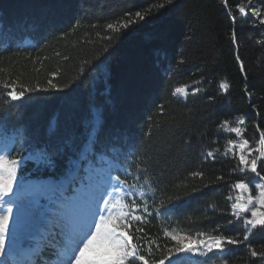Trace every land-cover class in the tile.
Returning <instances> with one entry per match:
<instances>
[{
  "label": "trees",
  "instance_id": "16d2710c",
  "mask_svg": "<svg viewBox=\"0 0 264 264\" xmlns=\"http://www.w3.org/2000/svg\"><path fill=\"white\" fill-rule=\"evenodd\" d=\"M164 2L0 0V81L25 92L13 101L0 90V138L14 141L18 181L67 178L89 143L87 153L114 161L116 176L143 193L136 197L143 219L128 231L145 246L141 254L152 248L149 264L176 244L165 229L196 237L219 226L243 239L227 197L237 180L255 174H242L238 157L222 154L230 136L220 125L243 117L256 147L264 133V24L253 14L264 15V0H228L227 8L222 0H173L135 18ZM125 13L134 21L127 28L106 27ZM189 84L200 91L173 95ZM258 171L264 175V162ZM226 247L202 261L264 264L260 230Z\"/></svg>",
  "mask_w": 264,
  "mask_h": 264
},
{
  "label": "snow or ice",
  "instance_id": "6c2138e0",
  "mask_svg": "<svg viewBox=\"0 0 264 264\" xmlns=\"http://www.w3.org/2000/svg\"><path fill=\"white\" fill-rule=\"evenodd\" d=\"M225 8L228 7V0H222ZM173 0H165L164 3L152 5L146 13L137 11L135 18L143 20L146 14H150L152 8H164L165 5H171ZM238 11L242 15H247L244 6H238ZM253 14L262 16L260 23L264 24V15L253 10ZM131 13H125L128 19H120L114 23H108L106 27L113 32H119L121 28H127L133 23ZM233 21L235 17H232ZM233 42H235V31L232 33ZM239 59V57H237ZM183 63V61H181ZM243 70V66L241 65ZM51 83V82H49ZM194 83H199L196 81ZM12 84L7 81H0V90L11 100L16 101L24 97L23 90L17 91ZM55 87V85H52ZM229 85L224 82L220 88L227 90ZM189 85H183L175 88L173 95L186 96ZM193 94L200 89L193 88ZM162 108V106H161ZM238 126L231 127L230 121L225 120L220 127L229 133L242 137L241 127L245 124L243 119L238 120ZM0 131V135H2ZM14 141H6L0 144V264H8L3 259L5 255L12 257L15 264H37L35 257H39L43 248L40 245L31 246V229L39 221L46 223L47 235L44 237V247L51 249V255L55 257L53 261H45L44 264H149L148 257L154 255L150 246L146 254H141L145 246L140 243H133V236L129 234L128 229L132 228V221H142L143 217L138 215V210L142 207L137 203V195L131 189L135 185L128 184L127 180H121L119 176L107 178L108 186L100 190L99 186H86L80 191H73L68 194V189L63 186L53 187L51 196L48 197V203L39 213V217L34 219L31 224L21 225L18 222V228L22 227L21 236L18 238L16 233L10 228V222L13 219V201L6 199L10 197L17 181L18 169L21 160L12 156L11 144ZM248 139H241L240 142L229 139L225 148V155L229 152L234 157L238 156V170L241 173L250 172L259 178V183L253 181L237 180L231 187L237 194L235 198L228 196V200H233L231 204L232 216L235 221H241L245 235L243 239L224 235L218 231L219 226L213 229L217 234L199 232L197 239L189 235H181L168 232L165 229L164 234L170 235L171 239L176 241L174 248H167V252L159 259H153L151 264H179V261L172 259L173 252L177 255L188 254L207 256L214 251L221 254L225 253L227 245H238L249 240V236L254 230H260L264 233V175L258 171V162H264V150L260 147L255 149L248 147ZM258 145H264V133H261ZM247 150V151H245ZM215 151H219L216 149ZM253 152L259 153L252 158ZM208 157H213L214 152L209 151ZM234 169L233 171H236ZM193 176H203V173L195 172ZM138 179V177H137ZM217 180L223 179L217 177ZM114 181V183H112ZM256 189V194H252V186ZM7 205V206H5ZM146 210V209H145ZM245 213H250L245 216ZM234 220H229L233 224ZM137 232H143L142 228H137ZM11 235L12 250H8V240ZM152 242L150 241L149 244ZM159 246H157L158 248ZM203 249V250H201ZM13 252L16 253L13 256ZM251 255L256 257L258 253L251 251ZM264 257V253H260ZM18 257V259H17ZM221 264H228L227 260L221 261Z\"/></svg>",
  "mask_w": 264,
  "mask_h": 264
},
{
  "label": "rangeland",
  "instance_id": "374dc122",
  "mask_svg": "<svg viewBox=\"0 0 264 264\" xmlns=\"http://www.w3.org/2000/svg\"><path fill=\"white\" fill-rule=\"evenodd\" d=\"M243 6L246 8L245 5H243ZM193 88H197V87L193 84H189V88L187 89L188 94L186 96H177V97L180 99H185L188 95L193 93V91H192ZM240 119H243L245 121V119L243 117H237L234 120L230 121V126L231 127L238 126L236 122ZM97 120H98V117L96 114V121ZM244 125L245 124L239 125L241 127L242 137H237L236 134L226 132L222 128H221V132L223 134L229 135L230 136L229 139L236 140L237 142H240L241 139H248L250 142L248 147L255 149L256 145H255L254 141L251 138L246 137L244 134ZM6 141H8V140H4V139L0 138V144L4 143ZM89 145H90L89 143L86 145L85 150L82 153V156H80L81 158L72 162V166H73L72 169H74V170L71 173V175H69V177L67 179H65L62 183H54V182L49 183V181H48V183H44L45 185H43L42 183L40 184L37 181H33L21 190V189H19L18 181H16V183L14 185L13 193L15 195H17V197L13 200V202H14L12 205L13 206V219L10 222V228L12 229L13 232L20 234V235L16 234L17 237H20L21 233H22V227L18 228V222L21 225L31 224V222L34 219H37L39 217V213L43 210V208L40 207L41 201H43V199H42L43 197H41L42 194L45 193L48 197H50L51 196V189L53 187H57V184H59V186H63L65 188H67L69 190L68 191L69 195L73 194V191H80L82 189H85L86 186H92V187L99 186L101 191L103 190L104 187L108 186L107 178L109 176L115 177V175L113 173V169L115 167V164L113 162H110L108 159H106L103 156H91L90 154H88L87 152L90 148ZM226 146H227V144H226ZM226 146H225V148H226ZM258 147L261 148V145H259ZM245 151H247V150H245ZM222 154H225V149L222 152ZM256 154H257L256 152H253L252 158H254ZM227 155H232V153L229 152ZM78 172H80V173L77 174ZM242 174H250V172H245ZM78 176H80V177H78ZM254 176L248 177L245 180L246 181H253L254 183H259L260 182L259 178L256 176L254 177ZM112 183H114V181H112ZM35 187L42 188L43 193L40 192V194H37L36 192H34V194H33L31 189L35 188ZM131 190H133V189H131ZM233 193H234L233 198H235V195L237 193L235 191H233ZM252 194L253 195L256 194V189H255L254 185L252 186ZM6 199H10V198H6ZM232 201L234 202V199ZM5 206H7V205H5ZM245 214H247L250 217V213H245ZM37 226H38V229H36L34 231H32V229H31V235H34L33 237L37 236V238L33 239V241L34 240L37 241V244H39V243L45 244L44 237L47 235V227L48 226L43 221H39L34 226V229ZM193 238L197 239L198 237H193ZM11 245H12V238L10 235L9 240H8V247ZM201 250H203V249H201ZM46 252H48V251H46ZM213 253H217V252L214 251ZM210 254H212V253H208V255H210ZM15 255H16V253L14 252L13 256H15ZM204 257H206V256L193 255L191 253H188V254H179V255L175 254L174 257H172V259L174 261L178 260L179 264H206L205 262L202 261ZM3 259L7 260L8 264H15V261L12 259V257H10L8 255H5V257H3ZM37 262H38V264H44L45 261L42 259H38ZM165 264H168V260L165 261Z\"/></svg>",
  "mask_w": 264,
  "mask_h": 264
},
{
  "label": "bare ground",
  "instance_id": "6f19581e",
  "mask_svg": "<svg viewBox=\"0 0 264 264\" xmlns=\"http://www.w3.org/2000/svg\"><path fill=\"white\" fill-rule=\"evenodd\" d=\"M258 164H259V162H258ZM79 173L80 172H78L77 174H79ZM78 177H80V176H78ZM33 236L34 235H32V237ZM36 238H37V236L33 237V239H36ZM33 239L31 240V246L33 248L36 247L37 245H40L43 248V251L41 252L40 256L39 257H35L36 262H37L38 259H43L44 261H53V260H55V257L51 255V249H49L47 247H44V244H41V243L37 244V241H35V240L33 241ZM46 251H48V252H46ZM37 264H38V262H37Z\"/></svg>",
  "mask_w": 264,
  "mask_h": 264
}]
</instances>
